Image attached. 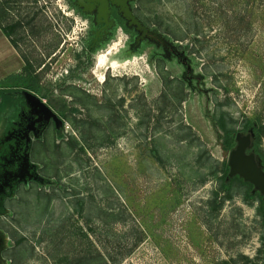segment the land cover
I'll return each mask as SVG.
<instances>
[{
  "label": "rangeland",
  "instance_id": "374dc122",
  "mask_svg": "<svg viewBox=\"0 0 264 264\" xmlns=\"http://www.w3.org/2000/svg\"><path fill=\"white\" fill-rule=\"evenodd\" d=\"M114 1L118 19L91 57L100 24L79 0H13L0 13L7 28L21 21L12 38L23 54L53 62L45 92L68 110L15 161L0 94V264H102L105 254L112 264H264L261 203L220 181L230 152L217 124L224 115L238 131L264 128L261 0L252 28L240 22L245 1L120 0L138 22Z\"/></svg>",
  "mask_w": 264,
  "mask_h": 264
},
{
  "label": "flooded vegetation",
  "instance_id": "af4514ba",
  "mask_svg": "<svg viewBox=\"0 0 264 264\" xmlns=\"http://www.w3.org/2000/svg\"><path fill=\"white\" fill-rule=\"evenodd\" d=\"M117 1V0H116ZM115 2L114 0H85L82 2V5H85V8H88L89 10H93L97 13L96 22L100 24L97 31L92 36V39L89 43V48L87 51H85V54H87L89 57H91V52L95 51L103 42L105 38V33L108 31L110 26L112 25L113 21H116L118 19L117 15L115 14V11L113 10V7L111 6V3ZM122 2V1H118ZM122 7L126 9L125 1L122 2ZM3 33L5 36L11 41V44L15 47L19 58L21 59V67L19 70H17L14 73H11L7 75L3 80L6 81L5 87L6 89L13 88L9 83V79L12 76H16L18 81L23 85L21 87L15 86L14 91L16 92V95H19V98L21 100L19 108L16 112V118L12 120V122L7 124V127L5 129V139L13 138L16 143V151H15V161L18 159H26L29 157V154L32 153V147L33 143L31 142V138L33 134L35 133H41L44 121L46 119H51L58 128V130L61 128V124L64 125V122L62 123L57 122L54 117L48 116L41 112V110L36 107V109L39 111L38 115L34 114L32 104L29 102V99L27 98V101L25 100V93H31L41 100H43L57 115V107L50 104V101H52L50 97V94L48 92H45L46 90L50 91L49 86L47 85L45 79L43 78V74L49 70V64H53V62H40L37 63V61H34L33 59H30L27 55L23 54L21 50L18 48L17 45H15L11 38L9 37L3 30ZM144 33H147V30L144 29ZM160 43L164 45L162 39H160ZM166 49H168L170 52L175 54L177 57L180 58V60L183 58L182 55L178 52L177 48L174 47L172 44H168L165 46ZM27 59L30 60V62L27 61ZM55 61V60H54ZM182 61V60H181ZM185 63L186 61L183 60ZM187 63V62H186ZM28 64H41V66L37 69L35 66V71L33 72L34 75H41L42 76V82L41 85L43 87V92L37 93L35 92V89L31 87V77L27 78V74L25 72L26 67ZM79 64H88V63H79ZM187 69L190 70V66L185 64ZM27 78V79H26ZM27 82V83H26ZM33 83V82H32ZM25 85H28L27 87ZM19 89V90H18ZM24 94V96H23ZM27 97V96H26ZM49 98V99H48ZM55 100H58L55 98ZM34 104V102H33ZM59 117V115H58ZM58 126V127H57ZM11 156L13 158L14 155ZM0 230H5L3 228H0ZM1 233V232H0ZM6 240V237L2 234H0V241ZM1 259V257H0ZM1 261V260H0Z\"/></svg>",
  "mask_w": 264,
  "mask_h": 264
},
{
  "label": "trees",
  "instance_id": "16d2710c",
  "mask_svg": "<svg viewBox=\"0 0 264 264\" xmlns=\"http://www.w3.org/2000/svg\"><path fill=\"white\" fill-rule=\"evenodd\" d=\"M239 1L240 2L245 1V6H246V9L245 10L243 9L246 17H244L245 15L242 16L240 22H242V24L246 23L248 28H252L255 24V20H254L253 16H254L255 11H256V3L258 2V0H238V2ZM11 2H13V0H0V13L5 12L6 8H8L7 7L8 4ZM260 6H262L261 14H263V17H264V0H261ZM242 13H241V15H242ZM237 17L234 18L236 21H237ZM0 27L2 28V30H4V32L9 37H12L13 32L17 31L18 27H21V21L14 22L9 26V28H7L3 24L2 19L0 17ZM197 33H200L199 30H197ZM147 35H151V36L156 37V38H161V37H159L160 36L159 34L150 32L148 28H147ZM11 40L15 45H17V42L13 38H11ZM162 41H163L165 46L168 44H171L164 39H162ZM181 60L183 61L184 59L182 58ZM27 61L30 62L29 59H27ZM185 64H187V63L185 62ZM34 71H35L34 65L28 64V66L25 69V72L27 74V78L31 77V80L33 82V83L31 82V87H33L35 89V92H37V93L43 92L42 91L43 87L41 85L42 76L40 74L34 75L33 74ZM9 82H10L9 84L13 88L6 89V87H5L6 81L5 80H2L0 82V84H1L0 94L3 95V97L6 99V104L9 108V110L11 111L10 115L8 116V123L12 122V120H14L16 118V112H17L19 105H20V102H21L19 95H16V92L14 91V89L16 88L15 86H18V87L23 86L18 81L16 76L10 77ZM25 86L27 87L28 85H25ZM23 96H24V94H23ZM24 97H25V100L27 101L26 95ZM64 102L63 101L62 102L57 101L56 102L57 105H54V101H50V104L57 107L56 110H57V113L59 115V119H60V121H63V122L66 121L65 119L68 116L67 106ZM217 124L220 126L221 130L223 131V134L221 135V138L223 140V142H222L223 149L226 152H230L236 146V136H237L238 132H240V131L236 130L233 127H230L229 122L227 121V119L224 115L217 121ZM61 125H62L61 127H63V124H61ZM263 130H264V128H262L260 126H252V127L247 126L245 129H243L241 131L245 132V133H247L249 131H253V133L255 135V142H254L253 150H255L257 152V154H259V156H260V158L264 164V151L261 148L262 138H263ZM61 132H62V130L60 131V133ZM229 172H230V167L228 164V160H224L221 163L222 175L219 176V179L222 182L223 186H225V184L231 186L232 184H234L236 182H239L240 184L244 185L246 187L247 195H249L250 197H253L254 199H256L257 201H259L261 203V211H262V216H263V220H264V199H263L262 194L259 191H255L254 186L251 183L245 182L243 180V178H241L239 176H235L233 178L230 177ZM221 190L225 191L223 189V187L221 188ZM103 256L104 257H102V264H108V262H110L112 264V261L114 263H118L120 261V260H113V258H110V256H108L107 254H105ZM244 259L247 261L248 264L254 263L253 260H251L248 256H246ZM60 262H61V264H82V259H81V261H78V259H70L69 255H65L62 258H60ZM58 264H60V263H58ZM224 264H229V263L225 262Z\"/></svg>",
  "mask_w": 264,
  "mask_h": 264
},
{
  "label": "water",
  "instance_id": "95a60500",
  "mask_svg": "<svg viewBox=\"0 0 264 264\" xmlns=\"http://www.w3.org/2000/svg\"><path fill=\"white\" fill-rule=\"evenodd\" d=\"M79 1L82 3L85 0ZM125 11L129 18L138 22L137 18L132 15L130 10L125 9ZM29 95L33 97V100H35L34 105H36L41 112L54 117L57 122L62 123L58 115L43 100L33 94ZM254 142L255 135L253 131L247 133L242 131L238 132L236 136V146L230 151L228 157V164L230 167L229 175L232 178L239 176L243 178L245 182L251 183L254 186V190L259 191L264 199V164L259 154L253 150Z\"/></svg>",
  "mask_w": 264,
  "mask_h": 264
},
{
  "label": "crops",
  "instance_id": "0c3cea01",
  "mask_svg": "<svg viewBox=\"0 0 264 264\" xmlns=\"http://www.w3.org/2000/svg\"><path fill=\"white\" fill-rule=\"evenodd\" d=\"M0 30L1 31H3L2 30V28L0 27ZM3 33V32H2ZM3 38H2V40H3V42H4V51H0V54H1V56H0V62H1V64H2V67H0V69H1V72H0V80L2 81L7 75H9V74H11V73H14V72H16L17 70H19V68L21 67V59L19 58V56H18V53H17V51H15L14 50V46L11 44V41H9V39L5 36V34L3 33ZM14 47V48H13ZM8 49H12V50H14L15 52H16V55H17V57L19 58V60L18 59H16V61H15V64H7V61H8V59L7 58H4V57H2V56H4V55H6V57H7V51H8ZM6 50V51H5ZM0 64V65H1Z\"/></svg>",
  "mask_w": 264,
  "mask_h": 264
}]
</instances>
